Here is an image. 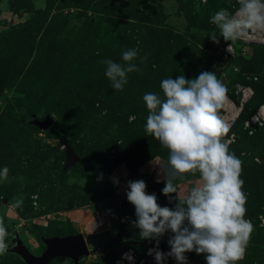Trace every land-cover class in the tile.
Returning <instances> with one entry per match:
<instances>
[{
	"label": "rangeland",
	"instance_id": "rangeland-1",
	"mask_svg": "<svg viewBox=\"0 0 264 264\" xmlns=\"http://www.w3.org/2000/svg\"><path fill=\"white\" fill-rule=\"evenodd\" d=\"M238 7L236 0H0V169H9L0 180V218L10 234L0 264H26L17 246L38 257L43 239L77 234L89 251L77 264H114L129 248L136 264H156L145 255L148 247L170 252V231L140 239L128 183L143 180L160 206L175 210L200 181L179 177L177 191L163 194L174 174L165 172L168 150L145 132L143 96H163L165 78L204 71L228 88L232 111L220 112L226 125L239 110L225 139L242 162L245 218L254 231L238 264H264V121L252 120L264 104V43L244 57L210 23L221 8L234 14ZM230 43L235 53L225 56L220 48ZM129 48L147 60L135 61L140 71L116 91L102 61L122 63ZM244 88L254 95L240 108ZM46 117V130L33 123ZM67 147L78 157L69 166ZM185 256L187 264H206L203 255ZM49 264L74 262L57 257ZM163 264L177 261L166 256Z\"/></svg>",
	"mask_w": 264,
	"mask_h": 264
},
{
	"label": "clouds",
	"instance_id": "clouds-1",
	"mask_svg": "<svg viewBox=\"0 0 264 264\" xmlns=\"http://www.w3.org/2000/svg\"><path fill=\"white\" fill-rule=\"evenodd\" d=\"M238 4L234 14L221 8L211 16L210 23L220 36L235 42L250 32L264 34V0H238ZM211 39L219 43L215 32ZM231 47L230 43L227 51ZM138 59L143 63L147 56L140 57L137 48H129L121 54L122 63L102 61L116 91H123L129 73L140 71L135 63ZM160 87L163 96L148 92L143 101L148 110L145 132L168 150L165 172L170 168L174 174L166 179L162 192L165 196L175 193L179 177L198 175L200 183L172 210L160 206L155 194L147 193L143 180L129 181L126 195L135 208L140 239H155L169 231L173 234L168 241L170 252L159 251L158 245L150 250L149 254L155 252L156 264H163L166 256L177 264H187L185 253L189 252L203 255L206 264H238L246 254L254 225L245 218L242 162L229 151L225 139L229 128L220 115L227 100L226 88L210 71L193 79L184 75L165 78ZM8 173L7 167L0 169V180H7ZM9 235L0 218V256L10 247ZM124 258L134 259L129 254Z\"/></svg>",
	"mask_w": 264,
	"mask_h": 264
},
{
	"label": "water",
	"instance_id": "water-1",
	"mask_svg": "<svg viewBox=\"0 0 264 264\" xmlns=\"http://www.w3.org/2000/svg\"><path fill=\"white\" fill-rule=\"evenodd\" d=\"M33 123L43 130L48 129L52 125V120L46 117L44 121L34 120ZM67 162L66 165H72L78 160L74 151L67 147ZM42 242L46 246L45 251L38 257L33 256L25 247L17 246L15 251L22 257L26 264H49L57 257L70 258L74 264H77L80 257L88 255V247L85 239L81 234L66 236V237H53L43 239Z\"/></svg>",
	"mask_w": 264,
	"mask_h": 264
},
{
	"label": "built area",
	"instance_id": "built-area-1",
	"mask_svg": "<svg viewBox=\"0 0 264 264\" xmlns=\"http://www.w3.org/2000/svg\"><path fill=\"white\" fill-rule=\"evenodd\" d=\"M238 2V0H236ZM238 42V46L242 47L243 51L242 55L244 57H246V52H248L250 54V51L252 50L251 45L255 44V45H260L264 43V34H257V33H249V35L244 36L238 40H236ZM251 43V45H250ZM232 45V44H231ZM229 47V45H226L225 47L220 48V50L224 53L225 56H230V55H234L235 53V48L231 47V52L227 51V48ZM226 88V91H228V88L226 85H224ZM243 92V100L242 103L240 104L241 107L243 106V103H245L252 95H253V91L251 90V88H244L242 90ZM258 116H255L252 118V120L254 121H258L260 118L262 121H264V105L260 106L258 108ZM150 194H154V193H150ZM158 239V238H157ZM152 249H156L155 247H148L147 251L145 252V255L148 257H155V252H152V254H149L150 250ZM159 251H161L159 249ZM162 252V251H161ZM125 254H129L132 257H134V259L132 261H129L128 259L124 258ZM138 261L135 252L133 249H127L125 250L118 259H116L114 261V264H136Z\"/></svg>",
	"mask_w": 264,
	"mask_h": 264
},
{
	"label": "bare ground",
	"instance_id": "bare-ground-1",
	"mask_svg": "<svg viewBox=\"0 0 264 264\" xmlns=\"http://www.w3.org/2000/svg\"><path fill=\"white\" fill-rule=\"evenodd\" d=\"M224 110H228V111H232V106L231 105H229V104H227V102L225 103V106H224V108H223ZM238 111L239 110H235L234 112H233V114H232V118H231V121L230 122H228L227 123V126H228V128H230V125L233 123V122H235V120L238 118L237 117V115H238Z\"/></svg>",
	"mask_w": 264,
	"mask_h": 264
},
{
	"label": "trees",
	"instance_id": "trees-1",
	"mask_svg": "<svg viewBox=\"0 0 264 264\" xmlns=\"http://www.w3.org/2000/svg\"><path fill=\"white\" fill-rule=\"evenodd\" d=\"M227 0H223V2H226ZM187 27L189 28L190 27V22H188L187 23ZM237 42V41H236ZM237 45H238V42H237ZM257 45H251V48H253L254 49V47H256ZM245 60H249V59H245ZM253 95H254V93H253ZM252 95V96H253ZM261 102H263L264 103V96L262 97V100H261ZM264 105V104H263ZM261 105H259V107H260ZM258 107V108H259ZM244 108V107H243Z\"/></svg>",
	"mask_w": 264,
	"mask_h": 264
}]
</instances>
